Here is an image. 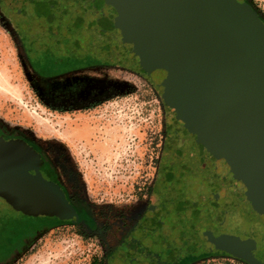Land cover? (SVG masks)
Returning <instances> with one entry per match:
<instances>
[{
  "label": "water",
  "instance_id": "1",
  "mask_svg": "<svg viewBox=\"0 0 264 264\" xmlns=\"http://www.w3.org/2000/svg\"><path fill=\"white\" fill-rule=\"evenodd\" d=\"M25 32L52 49L75 43L137 71L183 133L159 191L188 200L198 182L264 222V21L241 0H2ZM42 154L0 136V196L26 215L75 217L63 187L45 178ZM30 170H34L33 174ZM182 185L181 195L169 189ZM239 241L233 238L232 241ZM227 241L223 240L222 243ZM234 242V243H235ZM242 248H245L242 246Z\"/></svg>",
  "mask_w": 264,
  "mask_h": 264
},
{
  "label": "rangeland",
  "instance_id": "2",
  "mask_svg": "<svg viewBox=\"0 0 264 264\" xmlns=\"http://www.w3.org/2000/svg\"><path fill=\"white\" fill-rule=\"evenodd\" d=\"M244 1L264 21V0ZM19 22L0 0V123L40 145L71 197L97 221L93 229L55 225L11 209L0 197V218H17V225L28 227L27 237L12 243V257L0 264H91L104 258L144 212L168 142V108L154 83L115 63L46 78L32 60L52 53L48 71L71 69L85 61L77 56L80 46L52 49L44 41L32 42ZM88 59L96 60L95 55ZM78 76L92 81L84 101L71 96ZM217 205L220 241H227L222 247L231 256L210 258L208 264H255L249 252L256 240L232 241L240 237L233 223L241 213L229 203Z\"/></svg>",
  "mask_w": 264,
  "mask_h": 264
},
{
  "label": "flooded vegetation",
  "instance_id": "3",
  "mask_svg": "<svg viewBox=\"0 0 264 264\" xmlns=\"http://www.w3.org/2000/svg\"><path fill=\"white\" fill-rule=\"evenodd\" d=\"M20 25L25 35L29 36L21 23ZM30 38L32 42L44 43L42 40ZM78 48L80 52H78L77 56L80 59L84 58L85 61L79 62L80 65L77 67L72 66L71 69L64 67L48 71L50 70L49 59L54 56L52 53H48L49 56L46 58L48 60L38 58L32 60V62L38 72L46 76V78L68 74L72 71L86 70L93 65L112 63L96 56V60H87L88 55L92 57L94 55L82 47ZM30 49L34 51L33 46ZM91 83V78L78 76L72 82L71 88L74 90V93H71V96L76 100H86L92 93V91L88 90L92 85ZM77 89L79 90L78 92ZM169 121L170 129L165 154L161 155L158 174L148 189V199L143 214L128 229L126 234L119 239L117 244L111 245L112 248L108 247L109 251L104 258L95 260L91 264H206L210 258L230 257L231 254L225 251L220 241L217 202L229 203L231 209L238 210L241 213L239 217H235L236 220L233 223V226L238 231L236 235L240 236L238 240L241 238L256 240L257 247L250 250V259L255 264H264V232L259 228H264V222L260 204L250 202L245 206H240L236 200L222 199L217 194L215 186H206L198 182L191 186L188 200L186 201L178 199L172 202L168 199V190L159 191V182L164 163L173 158L184 143V140L181 138L183 129L172 120L169 119ZM1 135L8 139H23L39 151L43 159L40 167L42 175L60 184L76 209V215L72 219L62 220L58 216H42L43 221L55 225L69 223L73 227H79L84 224L88 225L90 229L96 227L95 223L97 220L94 221V217L96 216L90 214L86 206L81 205L71 197L67 188L60 180L56 168L50 164L43 149L33 138L21 132L9 131L0 123ZM30 172L36 173L34 170H30ZM169 189L177 192L178 196L185 190L182 185L176 184L170 186ZM23 215L26 214L23 213ZM243 224H246L248 227L243 228Z\"/></svg>",
  "mask_w": 264,
  "mask_h": 264
},
{
  "label": "trees",
  "instance_id": "4",
  "mask_svg": "<svg viewBox=\"0 0 264 264\" xmlns=\"http://www.w3.org/2000/svg\"><path fill=\"white\" fill-rule=\"evenodd\" d=\"M44 60H48L44 58ZM62 88H64L62 86ZM78 88V87H77ZM53 89V87H51ZM54 89H57L55 87ZM79 90L77 89V92ZM17 218L12 219H1L0 218V262L3 259H8L12 257L10 252L12 251V243L16 245L21 239L26 238V229L28 228L26 225L21 226V223L18 222ZM12 253V252H11ZM3 257V258H2Z\"/></svg>",
  "mask_w": 264,
  "mask_h": 264
},
{
  "label": "bare ground",
  "instance_id": "5",
  "mask_svg": "<svg viewBox=\"0 0 264 264\" xmlns=\"http://www.w3.org/2000/svg\"><path fill=\"white\" fill-rule=\"evenodd\" d=\"M1 85V84H0ZM4 89V88H3Z\"/></svg>",
  "mask_w": 264,
  "mask_h": 264
}]
</instances>
